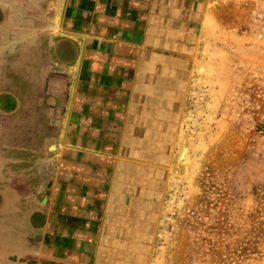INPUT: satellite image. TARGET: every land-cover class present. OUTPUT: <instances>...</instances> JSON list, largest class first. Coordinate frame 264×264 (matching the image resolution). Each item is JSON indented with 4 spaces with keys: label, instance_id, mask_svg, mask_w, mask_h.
I'll list each match as a JSON object with an SVG mask.
<instances>
[{
    "label": "crops",
    "instance_id": "obj_1",
    "mask_svg": "<svg viewBox=\"0 0 264 264\" xmlns=\"http://www.w3.org/2000/svg\"><path fill=\"white\" fill-rule=\"evenodd\" d=\"M251 5L0 0L2 132L35 166L9 179L0 264L158 263L172 187L218 132V41Z\"/></svg>",
    "mask_w": 264,
    "mask_h": 264
},
{
    "label": "rangeland",
    "instance_id": "obj_2",
    "mask_svg": "<svg viewBox=\"0 0 264 264\" xmlns=\"http://www.w3.org/2000/svg\"><path fill=\"white\" fill-rule=\"evenodd\" d=\"M251 8L231 37L218 41L212 92L219 117L205 119L208 129L215 120L218 132L172 187L157 264H264V54L249 29ZM17 142L2 132L0 118V210L20 202L9 197V179L34 176V164L19 161Z\"/></svg>",
    "mask_w": 264,
    "mask_h": 264
},
{
    "label": "built area",
    "instance_id": "obj_3",
    "mask_svg": "<svg viewBox=\"0 0 264 264\" xmlns=\"http://www.w3.org/2000/svg\"><path fill=\"white\" fill-rule=\"evenodd\" d=\"M249 29L255 44L264 54V0H252Z\"/></svg>",
    "mask_w": 264,
    "mask_h": 264
},
{
    "label": "water",
    "instance_id": "obj_4",
    "mask_svg": "<svg viewBox=\"0 0 264 264\" xmlns=\"http://www.w3.org/2000/svg\"><path fill=\"white\" fill-rule=\"evenodd\" d=\"M191 142L190 140H187L185 143V147L182 150L181 157H180V163H184L185 159L187 158L188 155V150L190 149Z\"/></svg>",
    "mask_w": 264,
    "mask_h": 264
},
{
    "label": "flooded vegetation",
    "instance_id": "obj_5",
    "mask_svg": "<svg viewBox=\"0 0 264 264\" xmlns=\"http://www.w3.org/2000/svg\"><path fill=\"white\" fill-rule=\"evenodd\" d=\"M11 260L14 261V262H18L19 261V257L18 256H14V257H12Z\"/></svg>",
    "mask_w": 264,
    "mask_h": 264
},
{
    "label": "bare ground",
    "instance_id": "obj_6",
    "mask_svg": "<svg viewBox=\"0 0 264 264\" xmlns=\"http://www.w3.org/2000/svg\"><path fill=\"white\" fill-rule=\"evenodd\" d=\"M207 65V64H206ZM209 66V65H208ZM203 69V71H210L211 69H212V67L210 66V67H206V68H202Z\"/></svg>",
    "mask_w": 264,
    "mask_h": 264
}]
</instances>
